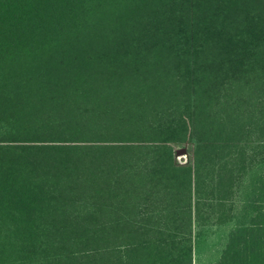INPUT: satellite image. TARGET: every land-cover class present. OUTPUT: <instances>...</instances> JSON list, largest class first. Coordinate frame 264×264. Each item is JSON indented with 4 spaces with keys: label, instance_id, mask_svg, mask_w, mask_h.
<instances>
[{
    "label": "trees",
    "instance_id": "16d2710c",
    "mask_svg": "<svg viewBox=\"0 0 264 264\" xmlns=\"http://www.w3.org/2000/svg\"><path fill=\"white\" fill-rule=\"evenodd\" d=\"M0 125V264H193L202 192L260 165L222 262L264 261V0H0Z\"/></svg>",
    "mask_w": 264,
    "mask_h": 264
},
{
    "label": "crops",
    "instance_id": "0c3cea01",
    "mask_svg": "<svg viewBox=\"0 0 264 264\" xmlns=\"http://www.w3.org/2000/svg\"><path fill=\"white\" fill-rule=\"evenodd\" d=\"M236 189H228L230 197L223 199L221 197H214L213 194H206L202 192L200 196L201 199L198 200V206H193V208H200L199 216L194 220L192 226V263L193 264H237V253L236 250L232 249L229 254L226 255L225 252L230 243L231 234L237 229L242 227L241 222L234 218V210L236 206ZM204 193V194H203ZM227 193V192H226ZM234 196V197H232ZM194 203L195 199H194ZM221 208V209H220ZM225 208H230L231 212L227 214ZM233 208V211H232ZM222 217V220L219 218ZM248 224L246 223V227ZM238 245V242H234ZM168 256L166 259L161 261L162 258L160 254L155 256H149L151 258H156L157 260H150L147 258L145 252L139 250L134 254V258H138L132 261L131 264H188L189 261V243L185 246L182 243L181 251H170L168 250ZM264 256V248L261 251L257 250L256 254ZM251 254H247L246 258L249 259ZM172 261V262H171ZM222 262V263H221ZM261 264H264L262 261Z\"/></svg>",
    "mask_w": 264,
    "mask_h": 264
},
{
    "label": "rangeland",
    "instance_id": "374dc122",
    "mask_svg": "<svg viewBox=\"0 0 264 264\" xmlns=\"http://www.w3.org/2000/svg\"><path fill=\"white\" fill-rule=\"evenodd\" d=\"M14 85H16V83H14ZM6 132H7V129L3 127L2 125H0V139L2 138V136H4L3 134H5ZM196 146L197 145L195 141H192L189 143L174 144V163L175 165L179 167H193L194 166V152H195ZM261 168L262 166L260 165L256 169L250 171V173L246 177H244L242 181H240V185L238 184V187L236 189L237 208L234 210L233 213H234V218L238 220L239 222L242 221L243 209L246 208L247 200L250 198L251 190L254 186V181L256 177L258 176L259 174L258 172ZM204 193H203L204 195L213 194L215 195L214 197H221L223 199L228 198V196L230 195L228 190H224V189L214 190L213 192L205 191ZM225 209L227 211V214L231 212L230 208H225ZM232 211H233V208H232Z\"/></svg>",
    "mask_w": 264,
    "mask_h": 264
}]
</instances>
